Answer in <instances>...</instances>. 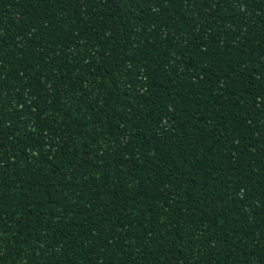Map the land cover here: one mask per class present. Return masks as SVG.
<instances>
[{
  "label": "trees",
  "instance_id": "1",
  "mask_svg": "<svg viewBox=\"0 0 264 264\" xmlns=\"http://www.w3.org/2000/svg\"><path fill=\"white\" fill-rule=\"evenodd\" d=\"M0 264H264V0H0Z\"/></svg>",
  "mask_w": 264,
  "mask_h": 264
}]
</instances>
